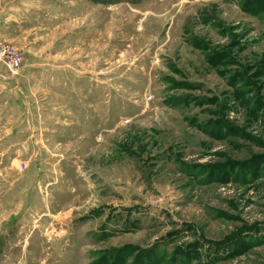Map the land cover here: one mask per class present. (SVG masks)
Returning a JSON list of instances; mask_svg holds the SVG:
<instances>
[{
	"label": "rangeland",
	"instance_id": "rangeland-1",
	"mask_svg": "<svg viewBox=\"0 0 264 264\" xmlns=\"http://www.w3.org/2000/svg\"><path fill=\"white\" fill-rule=\"evenodd\" d=\"M0 264H264V0H0Z\"/></svg>",
	"mask_w": 264,
	"mask_h": 264
},
{
	"label": "built area",
	"instance_id": "built-area-1",
	"mask_svg": "<svg viewBox=\"0 0 264 264\" xmlns=\"http://www.w3.org/2000/svg\"><path fill=\"white\" fill-rule=\"evenodd\" d=\"M3 44L4 43L0 41V61H9V67L12 68L11 72L13 74H18L22 69L20 65L22 64L23 56L15 47H9Z\"/></svg>",
	"mask_w": 264,
	"mask_h": 264
}]
</instances>
